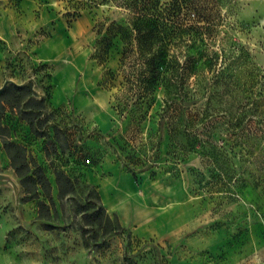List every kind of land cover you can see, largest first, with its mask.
I'll list each match as a JSON object with an SVG mask.
<instances>
[{"label": "rangeland", "instance_id": "1", "mask_svg": "<svg viewBox=\"0 0 264 264\" xmlns=\"http://www.w3.org/2000/svg\"><path fill=\"white\" fill-rule=\"evenodd\" d=\"M145 1L0 0V264H264V0H198L219 56L193 136L164 87L139 99Z\"/></svg>", "mask_w": 264, "mask_h": 264}, {"label": "trees", "instance_id": "2", "mask_svg": "<svg viewBox=\"0 0 264 264\" xmlns=\"http://www.w3.org/2000/svg\"><path fill=\"white\" fill-rule=\"evenodd\" d=\"M150 3L153 11L147 17L138 18L147 23L136 30V45L125 51L126 54L130 49L136 50L142 68L140 75L146 76L140 79L145 87L139 99L153 94L158 87H164L167 97L163 100L162 111L168 115L163 116L162 120L166 121L163 123L172 133L177 121L183 120L186 124L184 134L193 136L195 132L189 128L201 120L197 114L191 115L185 110L205 96L207 105H210V95L206 94H210L214 85L199 86L197 79L192 86L191 78L202 75V60L212 65L219 56L211 46L218 36V23L205 12L198 0H168L162 10L159 7L161 0H147L143 5L146 7Z\"/></svg>", "mask_w": 264, "mask_h": 264}, {"label": "crops", "instance_id": "3", "mask_svg": "<svg viewBox=\"0 0 264 264\" xmlns=\"http://www.w3.org/2000/svg\"><path fill=\"white\" fill-rule=\"evenodd\" d=\"M113 182L110 181H106V183L103 185V187L101 188V194L103 197V201L105 203V205L109 208L112 209L114 211H116L117 209H119L120 207V200L121 197L119 195L120 190L119 189H115L112 186ZM157 197V196H156ZM159 197V195H158ZM156 198V203L157 205L155 206V208L162 210V204H163V199L162 198ZM148 199L145 198L144 200H142L141 202V206H144L146 208H149V203H148ZM154 210V209H152ZM129 213V212H128ZM131 217H128V219L125 217L124 218V224L125 225H135L136 223H142L143 225H145L146 227L148 226V223L150 221L151 217H148L147 214L146 216H143V220H139V217H135V215H130ZM137 216V215H136ZM141 219V218H140ZM146 229V228H145ZM148 230V228L145 230V232ZM148 232V231H147Z\"/></svg>", "mask_w": 264, "mask_h": 264}]
</instances>
